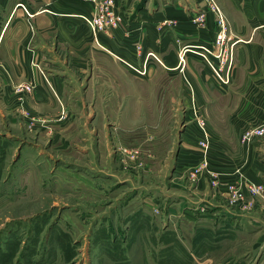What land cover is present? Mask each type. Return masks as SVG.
<instances>
[{
    "label": "crops",
    "instance_id": "obj_1",
    "mask_svg": "<svg viewBox=\"0 0 264 264\" xmlns=\"http://www.w3.org/2000/svg\"><path fill=\"white\" fill-rule=\"evenodd\" d=\"M215 1L226 18L232 50L227 84L200 53L179 54L186 47L213 46L218 25L204 0H114L122 22L96 36L82 19L94 13L92 0H0V128L20 123L34 128L27 144L37 152L46 134L51 146L60 148L58 138L88 125L85 118L97 105L108 113L107 102L117 98L123 84L114 73L134 80L124 62L141 68L145 61L152 70L156 61L145 55L154 54L168 77L182 76L187 112L181 165L201 160L195 145L205 134L208 166L219 176L214 187L206 173L194 184L187 179L176 184L182 196L166 209L172 216L183 213L174 219L175 228L179 221L186 228L195 221L198 227L212 223L237 239L219 264H264V190L250 209L226 203L229 186L243 192L252 184L264 189V142L240 140L244 127L264 123V0ZM24 84L31 86L29 92L19 90ZM193 116L200 121L189 119ZM241 236L250 238L248 245L238 242Z\"/></svg>",
    "mask_w": 264,
    "mask_h": 264
},
{
    "label": "rangeland",
    "instance_id": "obj_2",
    "mask_svg": "<svg viewBox=\"0 0 264 264\" xmlns=\"http://www.w3.org/2000/svg\"><path fill=\"white\" fill-rule=\"evenodd\" d=\"M185 49L180 56L203 51ZM145 56L157 65L148 70L143 61L142 73L124 62L134 80L114 73L123 84L107 102L108 113L96 103L85 118L90 125L69 130L65 142L62 134L55 143L60 148L46 134L37 152L27 144L34 128L1 125L0 264H219L236 247L237 239L212 223L198 227L195 221L186 228L179 221L175 228L174 219L183 213L176 211L174 218L166 210L182 196L176 184L185 179L194 184L206 173L214 187L219 176L208 166L205 134L195 145L201 160L181 165L187 112L182 76L168 77L154 54ZM192 151L190 146L188 157ZM226 203L235 206L230 199ZM249 241L241 236L238 242Z\"/></svg>",
    "mask_w": 264,
    "mask_h": 264
},
{
    "label": "built area",
    "instance_id": "obj_3",
    "mask_svg": "<svg viewBox=\"0 0 264 264\" xmlns=\"http://www.w3.org/2000/svg\"><path fill=\"white\" fill-rule=\"evenodd\" d=\"M204 1L206 2L208 9L216 15L218 30L215 34L213 46L209 48L205 46L201 47V50H203L202 55L209 66L211 65L214 76H216V78L223 84H227L229 82V70L232 64V50L231 46H228L227 44L229 40L227 35L228 24L224 14L215 0ZM92 2L94 13L90 16H82V19L89 26L94 36H96L98 32H107L119 27L122 22V16L116 11L114 0H92ZM21 7L28 12L23 5H21ZM206 53L209 57L211 56L217 59L216 65L208 60L205 55ZM138 69L142 70V73H144L143 69L146 68L143 64V68ZM30 88L31 86L28 84L19 86V90H25L27 92L30 91ZM255 139L264 142V123L247 126L242 130L240 135V140L242 142L249 143ZM200 144L204 149L208 146L207 142L204 140L201 141ZM199 170L200 168L196 169V174ZM193 176H195V174H193ZM228 188L231 191V203H239L240 206H243L245 209L252 208L254 196H261L264 190L262 185L254 184L248 185L245 192L237 190L238 187L236 188L234 186H229Z\"/></svg>",
    "mask_w": 264,
    "mask_h": 264
}]
</instances>
